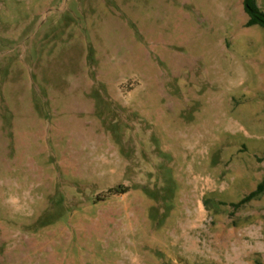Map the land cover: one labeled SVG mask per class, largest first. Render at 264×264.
Listing matches in <instances>:
<instances>
[{"label":"rangeland","instance_id":"1","mask_svg":"<svg viewBox=\"0 0 264 264\" xmlns=\"http://www.w3.org/2000/svg\"><path fill=\"white\" fill-rule=\"evenodd\" d=\"M243 1L0 0V264H264Z\"/></svg>","mask_w":264,"mask_h":264},{"label":"trees","instance_id":"2","mask_svg":"<svg viewBox=\"0 0 264 264\" xmlns=\"http://www.w3.org/2000/svg\"><path fill=\"white\" fill-rule=\"evenodd\" d=\"M244 10L248 16L246 27L260 26L264 29V12L258 6L257 0H244ZM264 193V180L257 189L248 195L243 202L257 198Z\"/></svg>","mask_w":264,"mask_h":264},{"label":"crops","instance_id":"3","mask_svg":"<svg viewBox=\"0 0 264 264\" xmlns=\"http://www.w3.org/2000/svg\"><path fill=\"white\" fill-rule=\"evenodd\" d=\"M243 5H244V1H243ZM248 21V20H247Z\"/></svg>","mask_w":264,"mask_h":264}]
</instances>
